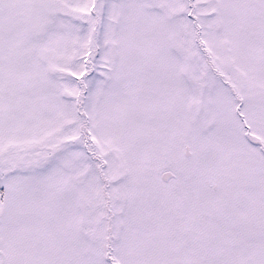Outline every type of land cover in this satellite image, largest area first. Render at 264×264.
Masks as SVG:
<instances>
[{"label": "snow or ice", "instance_id": "obj_1", "mask_svg": "<svg viewBox=\"0 0 264 264\" xmlns=\"http://www.w3.org/2000/svg\"><path fill=\"white\" fill-rule=\"evenodd\" d=\"M0 264H264V0H0Z\"/></svg>", "mask_w": 264, "mask_h": 264}]
</instances>
